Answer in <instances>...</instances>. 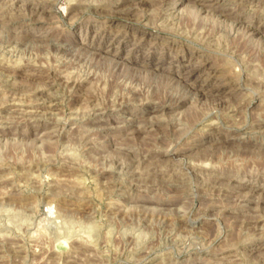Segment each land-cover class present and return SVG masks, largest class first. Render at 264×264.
<instances>
[{"label":"rangeland","instance_id":"rangeland-1","mask_svg":"<svg viewBox=\"0 0 264 264\" xmlns=\"http://www.w3.org/2000/svg\"><path fill=\"white\" fill-rule=\"evenodd\" d=\"M0 264H264V0H0Z\"/></svg>","mask_w":264,"mask_h":264}]
</instances>
